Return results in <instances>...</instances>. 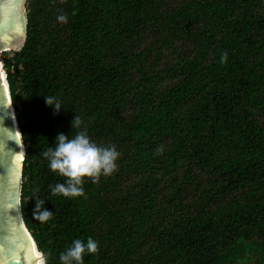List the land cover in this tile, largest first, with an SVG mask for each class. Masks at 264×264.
Listing matches in <instances>:
<instances>
[{"label":"trees","instance_id":"16d2710c","mask_svg":"<svg viewBox=\"0 0 264 264\" xmlns=\"http://www.w3.org/2000/svg\"><path fill=\"white\" fill-rule=\"evenodd\" d=\"M24 8V43L1 57L24 146L20 212L43 264L89 237L98 252L83 264H264V0ZM84 128L120 153L117 169L83 178V196L53 195L66 178L42 153Z\"/></svg>","mask_w":264,"mask_h":264},{"label":"water","instance_id":"95a60500","mask_svg":"<svg viewBox=\"0 0 264 264\" xmlns=\"http://www.w3.org/2000/svg\"><path fill=\"white\" fill-rule=\"evenodd\" d=\"M24 3L25 0H0V52L18 50L24 43L27 29ZM21 151L22 158L18 161ZM23 160L24 146L8 83L6 90L0 73V264H41L34 256L20 212Z\"/></svg>","mask_w":264,"mask_h":264},{"label":"clouds","instance_id":"9594fccd","mask_svg":"<svg viewBox=\"0 0 264 264\" xmlns=\"http://www.w3.org/2000/svg\"><path fill=\"white\" fill-rule=\"evenodd\" d=\"M60 23L67 22V16L60 14L57 16ZM227 59V53L221 55V63ZM45 104L51 106L54 112H59L60 102L55 97H46ZM83 124L81 118L77 115L71 121L73 129H80ZM55 148H49L42 153L48 161V167L51 171L65 177L64 183H56L50 186L53 195H63L64 197H79L84 195L82 187L83 178H92L95 183L101 175L109 176L117 169L116 160L120 153L114 146H98L92 142L87 135V129L76 132L75 136L69 137L63 133H58L55 137ZM163 146H158L156 154L163 152ZM45 201L36 203L33 212V218L41 222L49 220L53 212L43 207ZM98 252V242L89 237L86 242L76 239L72 245L64 252L60 253L59 260L61 264H83L85 253L96 254Z\"/></svg>","mask_w":264,"mask_h":264},{"label":"bare ground","instance_id":"6f19581e","mask_svg":"<svg viewBox=\"0 0 264 264\" xmlns=\"http://www.w3.org/2000/svg\"><path fill=\"white\" fill-rule=\"evenodd\" d=\"M4 71V70H3ZM1 71L0 69V73H1V77H2V80L5 84V87H6V90H7V83H6V80H5V72ZM7 94H8V91H7ZM11 106V105H10ZM12 108V107H11ZM22 158V151L18 154V161H20V159ZM29 236V239H30V243H31V248L33 250V253L35 252L34 250L38 251L37 248H36V245H35V242L34 240L32 239L30 233L28 232L27 234ZM39 252V251H38ZM35 254V253H34ZM39 257H42V254H40L39 256H35V258H39Z\"/></svg>","mask_w":264,"mask_h":264},{"label":"rangeland","instance_id":"374dc122","mask_svg":"<svg viewBox=\"0 0 264 264\" xmlns=\"http://www.w3.org/2000/svg\"><path fill=\"white\" fill-rule=\"evenodd\" d=\"M0 69H1V71H3L4 69L2 68V57H1V52H0ZM4 72V71H3ZM35 252V254H34V256H39L41 253L40 252H38V251H36V250H34ZM36 259H38L39 260V262L41 263V264H43V259H41V257H39V258H36ZM241 264H251V263H249V262H244V263H241Z\"/></svg>","mask_w":264,"mask_h":264}]
</instances>
